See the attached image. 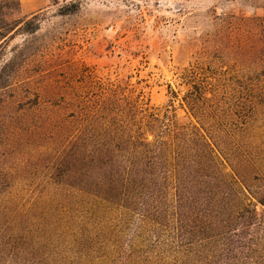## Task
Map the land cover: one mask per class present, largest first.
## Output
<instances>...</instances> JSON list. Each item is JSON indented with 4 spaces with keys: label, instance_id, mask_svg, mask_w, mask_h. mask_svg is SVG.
I'll return each mask as SVG.
<instances>
[{
    "label": "trees",
    "instance_id": "obj_1",
    "mask_svg": "<svg viewBox=\"0 0 264 264\" xmlns=\"http://www.w3.org/2000/svg\"><path fill=\"white\" fill-rule=\"evenodd\" d=\"M19 9L0 1V52L40 29L38 15L8 18ZM37 52L24 44L0 63V91ZM201 75L182 77L196 123L112 84L64 98L35 136L40 188L0 161V264H264V177L233 141L224 84Z\"/></svg>",
    "mask_w": 264,
    "mask_h": 264
},
{
    "label": "rangeland",
    "instance_id": "obj_2",
    "mask_svg": "<svg viewBox=\"0 0 264 264\" xmlns=\"http://www.w3.org/2000/svg\"><path fill=\"white\" fill-rule=\"evenodd\" d=\"M18 1L8 18L38 15L40 29L9 39L0 63L24 44L39 52L23 59L12 86L0 91V161L30 177L27 188H40L38 178L47 173L37 129L64 98L100 95L112 84L156 113L196 123L181 104L190 89L183 74L197 67L224 84L220 97L228 96L236 111L233 141L264 177V0H80L64 16L60 9L70 0ZM36 99L41 108L33 106Z\"/></svg>",
    "mask_w": 264,
    "mask_h": 264
}]
</instances>
